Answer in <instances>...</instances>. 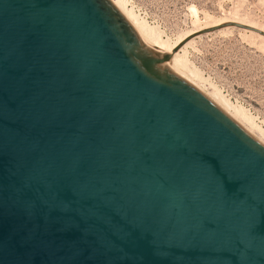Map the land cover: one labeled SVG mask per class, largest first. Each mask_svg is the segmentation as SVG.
Here are the masks:
<instances>
[{
  "label": "water",
  "instance_id": "1",
  "mask_svg": "<svg viewBox=\"0 0 264 264\" xmlns=\"http://www.w3.org/2000/svg\"><path fill=\"white\" fill-rule=\"evenodd\" d=\"M264 38V32L227 24ZM110 0H0V264H264V146Z\"/></svg>",
  "mask_w": 264,
  "mask_h": 264
},
{
  "label": "rangeland",
  "instance_id": "2",
  "mask_svg": "<svg viewBox=\"0 0 264 264\" xmlns=\"http://www.w3.org/2000/svg\"><path fill=\"white\" fill-rule=\"evenodd\" d=\"M126 8L171 44L224 19L264 27V0H126ZM182 48L185 72H195L202 89L217 91L250 118L256 134L264 133V42L233 29Z\"/></svg>",
  "mask_w": 264,
  "mask_h": 264
},
{
  "label": "bare ground",
  "instance_id": "3",
  "mask_svg": "<svg viewBox=\"0 0 264 264\" xmlns=\"http://www.w3.org/2000/svg\"><path fill=\"white\" fill-rule=\"evenodd\" d=\"M110 2L116 7V9L126 18V20L134 27L136 32L138 33L139 37L143 41L145 45H147L150 49L159 51L166 55H172L171 59L168 61V65L177 72L186 82H188L191 86L196 88L200 93H202L206 98H208L213 104H215L220 110H222L226 115H228L231 119H233L240 127H242L250 136H252L254 139H256L258 142H260L264 146V133L259 132V134H256V131L254 130V125L252 124V121L250 118L240 109H237L235 107H232L229 102L225 101L219 93L212 92L207 93L204 89H202L199 85V78L198 75L193 71L185 72L187 69L186 62L181 57L180 52L182 51V47H184L187 43L192 41H187L192 36H195V33H199L200 31H204L211 28L220 27L227 24H241L244 26H249L252 28H256L262 32H264V27H258L254 24L250 23H244L242 21H231V20H221L218 22H215L213 25L203 27L197 31H194L193 33L185 36L184 38L178 39L174 43H170L167 40H163V38L160 36V34L153 28L149 27L146 23L141 22L138 17H136L132 11L127 10L126 8V0H110ZM235 28L228 27L221 29L217 31L219 34H227L231 32ZM242 31V30H241ZM247 34H250L251 36H255L262 40L264 42V38L256 35L254 33H250L247 31H244ZM197 33V34H198ZM199 37V36H198ZM195 39V38H194ZM191 76V78L189 77Z\"/></svg>",
  "mask_w": 264,
  "mask_h": 264
}]
</instances>
